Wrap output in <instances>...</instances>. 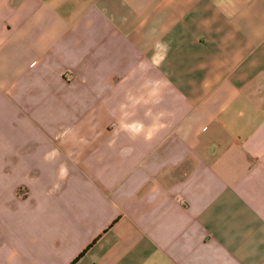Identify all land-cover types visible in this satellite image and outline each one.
<instances>
[{"label": "crops", "instance_id": "0c3cea01", "mask_svg": "<svg viewBox=\"0 0 264 264\" xmlns=\"http://www.w3.org/2000/svg\"><path fill=\"white\" fill-rule=\"evenodd\" d=\"M0 264H264V0H0Z\"/></svg>", "mask_w": 264, "mask_h": 264}]
</instances>
